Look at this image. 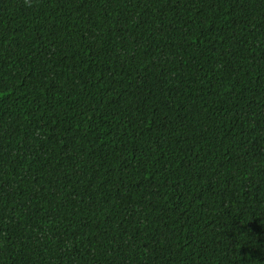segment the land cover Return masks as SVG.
Returning a JSON list of instances; mask_svg holds the SVG:
<instances>
[{
	"label": "trees",
	"instance_id": "1",
	"mask_svg": "<svg viewBox=\"0 0 264 264\" xmlns=\"http://www.w3.org/2000/svg\"><path fill=\"white\" fill-rule=\"evenodd\" d=\"M0 264H264V0H0Z\"/></svg>",
	"mask_w": 264,
	"mask_h": 264
}]
</instances>
